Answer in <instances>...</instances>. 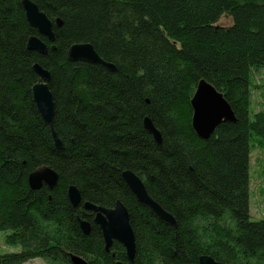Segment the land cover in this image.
Returning a JSON list of instances; mask_svg holds the SVG:
<instances>
[{
  "label": "trees",
  "instance_id": "obj_1",
  "mask_svg": "<svg viewBox=\"0 0 264 264\" xmlns=\"http://www.w3.org/2000/svg\"><path fill=\"white\" fill-rule=\"evenodd\" d=\"M52 21L53 40L31 27L21 0H0V231L19 246L0 264H264V219L250 215V153L264 144V110L251 111V69L264 67V0H31ZM222 14L232 23L216 25ZM61 24L57 26L55 20ZM38 36L46 52L29 49ZM90 43L113 64L70 60L68 48ZM49 72L52 126L32 98ZM229 104L233 121L207 138L192 128L190 100L199 80ZM148 117L161 135L144 128ZM47 166L53 187L30 188L28 175ZM131 170L174 219L139 202L122 178ZM74 185L76 206L67 197ZM126 207L135 238L105 250L84 201ZM79 218L90 222L83 233Z\"/></svg>",
  "mask_w": 264,
  "mask_h": 264
},
{
  "label": "water",
  "instance_id": "obj_2",
  "mask_svg": "<svg viewBox=\"0 0 264 264\" xmlns=\"http://www.w3.org/2000/svg\"><path fill=\"white\" fill-rule=\"evenodd\" d=\"M21 5L29 25L37 29L38 33L49 41H52V22L45 13L31 0H21ZM55 24L59 26L61 21L56 19ZM27 47L40 53L46 52L45 43L36 36L28 38ZM67 57L70 60L98 63L110 70H114L113 64L104 61L90 43L72 44L67 50ZM33 70L38 75L37 82L31 87L33 101L41 117L50 127L54 144L60 148L62 143L52 126L54 103L48 88L49 72L38 63L33 64ZM190 105L192 108L191 125L195 133L201 138L209 137L220 122L234 120L233 112L222 93L204 79L198 81L190 100ZM143 126L156 142L159 143L161 141L159 131L148 117L143 119ZM122 178L139 202L149 207L160 218L171 224L175 223L173 217L149 196L142 180L134 172L124 170ZM57 179V173L47 166H42L32 171L27 178L28 184L32 189H38L43 184L51 188L56 184ZM67 197L73 206H76L81 201L80 193L74 185L68 187ZM83 206L85 209L95 212L94 221L101 229L105 250H109L113 240H116L125 248L127 258L132 260L135 253V238L125 206L120 201H116L112 208L95 205L90 202H84ZM79 226L85 234L90 230L89 223L86 221L80 220ZM72 261L74 264H86L85 260L78 256H72ZM198 261L199 264H223L207 254L200 255ZM116 264L123 263L118 261Z\"/></svg>",
  "mask_w": 264,
  "mask_h": 264
},
{
  "label": "rangeland",
  "instance_id": "obj_3",
  "mask_svg": "<svg viewBox=\"0 0 264 264\" xmlns=\"http://www.w3.org/2000/svg\"><path fill=\"white\" fill-rule=\"evenodd\" d=\"M232 18L222 14L215 22L216 25L228 26ZM251 111L255 113L264 110V67L251 69ZM249 211L253 219H264V144L259 147L253 142L250 153L249 181ZM6 231H0V253L15 252L19 246H11L5 242ZM24 264H46L41 258H34Z\"/></svg>",
  "mask_w": 264,
  "mask_h": 264
},
{
  "label": "flooded vegetation",
  "instance_id": "obj_4",
  "mask_svg": "<svg viewBox=\"0 0 264 264\" xmlns=\"http://www.w3.org/2000/svg\"><path fill=\"white\" fill-rule=\"evenodd\" d=\"M51 22H52V21H51ZM33 28H34V27H33ZM36 30H37V29H36ZM40 35H41V34H40ZM32 36H35V35H32ZM41 36H42V35H41ZM36 37H38V36H36ZM43 37H44V36H43ZM38 38H39V37H38ZM45 38H46V37H45ZM39 39H40V38H39ZM46 39H47V38H46ZM40 40H42V39H40ZM47 40H48V39H47ZM42 41H43V40H42ZM43 42H44V41H43ZM44 43H45V42H44ZM45 45H46V43H45ZM39 168H40V167H39ZM37 169H38V168H37ZM35 170H36V169H35ZM127 170H128V169H127ZM142 182H143V181H142ZM143 184H144V183H143ZM69 186H70V185H69ZM69 186H68V187H69ZM67 189H68V188H67ZM129 189H130V188H129ZM131 192H132V191H131ZM133 195H134V194H133ZM134 196H135V195H134ZM136 199H137V198H136ZM117 201H119V200H117ZM84 202H89V201H84ZM84 202H83V203H84ZM120 202H121V201H120ZM83 203H82V207H83V209L86 210V211H90V213L93 214V221H94V216H95L94 213H95V212L92 211V210L85 209L84 206H83ZM90 203H91V202H90ZM115 203H116V202H115ZM92 204H94V203H92ZM122 204H123V203H122ZM95 205H97V204H95ZM114 205H115V204H114ZM99 206H101V205H99ZM103 207H104V206H103ZM113 207H114V206H113ZM106 208H112V207H106ZM125 208H126V207H125ZM127 212H128V211H127ZM78 220H79V221H80V220L86 221V222L89 223V226H90V222H89L88 220H86V219H82V218H79ZM94 223H95V221H94ZM95 224H96V223H95ZM98 226H99V225H98ZM99 228H100V227H99ZM100 231H101V229H100ZM101 235H102V234H101ZM102 239H103V238H102ZM113 241H114V240H113ZM115 241H116V240H115ZM103 242H104V241H103ZM117 242H118V241H117ZM119 243H120V242H119ZM104 247H105V246H104ZM109 248H110V247H109ZM124 249H125V248H124ZM125 253H126V252H125ZM126 256H127V255H126ZM130 261H131V260H130ZM117 262H118V261H117ZM117 262H116V263H117ZM119 262H121V261H119Z\"/></svg>",
  "mask_w": 264,
  "mask_h": 264
}]
</instances>
